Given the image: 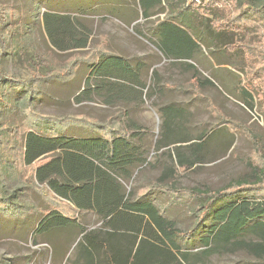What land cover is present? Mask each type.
<instances>
[{
    "label": "trees",
    "instance_id": "obj_1",
    "mask_svg": "<svg viewBox=\"0 0 264 264\" xmlns=\"http://www.w3.org/2000/svg\"><path fill=\"white\" fill-rule=\"evenodd\" d=\"M50 11L38 24L48 39L46 54H70L58 63L62 67L42 73L37 64L19 80L2 64L11 29L26 24L27 11L21 2L0 0V102L10 106L1 96L3 81L27 92L22 119L0 124V154L29 172L47 204L44 210L20 205L15 194L0 191V217L25 220L41 210L33 242L45 243L51 259L65 264H216L212 257L237 253L249 256V264H264V144L250 129L244 132L253 139L247 172L220 187H188L179 182L183 173L206 161L210 140L223 126L182 134L187 108L155 103L163 120L152 140L149 128L133 119L116 127L112 118L101 123L85 111L57 115L35 106L46 83L70 84L79 75L85 82L77 103L142 106L163 92L154 66L165 59L189 74L188 92L206 100L215 116L224 114L204 90L220 86L264 116V0H92L75 13ZM98 14L132 24L156 48L154 55L118 54L103 34L92 44ZM206 63L213 68L208 75ZM222 65L244 72L235 73L233 87L221 75ZM153 148L161 151L157 175L150 174L157 166L149 159ZM182 210L196 216L192 233L173 214Z\"/></svg>",
    "mask_w": 264,
    "mask_h": 264
},
{
    "label": "rangeland",
    "instance_id": "obj_2",
    "mask_svg": "<svg viewBox=\"0 0 264 264\" xmlns=\"http://www.w3.org/2000/svg\"><path fill=\"white\" fill-rule=\"evenodd\" d=\"M12 2L14 4L21 2L24 5L27 11V19L26 22L23 20L26 23L24 26L20 25L19 28L11 29L12 46L3 59L4 72L8 76L24 80L37 68V64L40 65L38 68L42 73L62 67L60 64L70 53L46 54L48 39L43 26L39 27L38 25L41 22V16L46 9L55 13H75L77 9L88 6L89 3L92 4V0H12ZM19 9L22 7L20 6ZM161 16H165V14ZM91 23L94 30L91 38L92 44L99 41L100 34H103L108 38L110 47L118 54L144 55L149 58L156 51L152 43L135 33L132 24H126L113 17L106 19L100 14L94 16ZM140 23L142 29L147 28V22L144 19H140ZM91 47L93 45L90 44L84 52L89 51ZM156 60L157 64L154 67L160 74V77L157 78L158 81L160 80L163 92H158L151 99L147 97L142 106L133 107L131 106L133 104H130V107L123 105L110 107L96 100H85L82 103H77L75 96L80 92V85L82 86L85 82L84 75H79L70 84H62L59 81L46 83L43 88V96L35 102L36 109L43 113L57 115L85 111L95 116L101 123L112 118L116 127H120L121 122L125 119H133L146 125L150 130L151 139L155 140L158 135L160 136L163 118L159 107L154 105L155 103L162 105L174 102L187 108V119L182 120L181 124L182 134L195 135L202 130H211L214 127L217 129L223 126L210 140L209 150L205 155L206 161L183 173L179 180L182 185L190 187L207 184L220 187L230 178L247 172L246 159L253 148V139L248 138L249 135L247 134L245 136L244 132L246 129H250V132L255 133L264 144V116L259 113L256 107L254 109L247 107L239 99L237 93H229L227 87L221 86L204 90V94L213 97L219 105L221 114H224V116L219 114L215 116L213 111L208 108L206 100L195 99L188 92L184 84L189 77L187 72L173 67L165 59ZM207 66L209 70L202 69L205 75H208L209 71L213 69L211 64ZM220 67L222 69L220 73L226 78L230 87H233V82L238 81L235 73L244 75V72L232 66L222 65ZM83 69L81 68L79 73ZM152 80L154 79L150 77L149 81ZM1 96L10 106L0 102V124L8 121L11 123L20 121L23 117L22 110L27 101V92L24 89H19L11 81H3ZM226 120L230 121L226 123ZM231 121L240 124V128ZM234 129L242 132L239 133ZM160 153L161 151L151 149L149 159L157 166H154L155 169L150 174L157 175L159 173L160 166L157 163L161 158ZM142 178L145 177L142 176ZM145 180L148 181V179ZM0 191L5 195L15 194L20 205L32 208L39 207L41 210L47 206L44 202L43 193H39L38 189L33 186L32 180L29 179V172L18 171L14 166L6 163L1 154ZM41 210L36 211L34 215H32L33 213L28 215L25 220L0 217V264H65V259L62 262H55L51 259L50 250L45 243L34 244L33 242V230ZM187 211L182 210L177 216L178 225L183 231L191 232L197 220L194 214L190 215ZM71 252L68 256H72ZM251 260L249 256L243 253L224 254L222 257L214 256L211 258V262L216 264H249Z\"/></svg>",
    "mask_w": 264,
    "mask_h": 264
},
{
    "label": "crops",
    "instance_id": "obj_3",
    "mask_svg": "<svg viewBox=\"0 0 264 264\" xmlns=\"http://www.w3.org/2000/svg\"><path fill=\"white\" fill-rule=\"evenodd\" d=\"M180 213H181V212H179V214H180ZM173 214H174L175 216H178V215H179V214L177 215L176 213H173Z\"/></svg>",
    "mask_w": 264,
    "mask_h": 264
}]
</instances>
